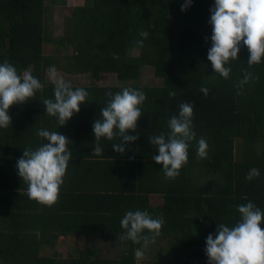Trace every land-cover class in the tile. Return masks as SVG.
I'll use <instances>...</instances> for the list:
<instances>
[{
    "label": "trees",
    "instance_id": "trees-1",
    "mask_svg": "<svg viewBox=\"0 0 264 264\" xmlns=\"http://www.w3.org/2000/svg\"><path fill=\"white\" fill-rule=\"evenodd\" d=\"M183 2L84 0L71 6L67 0H0V61L42 84L29 101L11 106V126L0 129V264H141L154 239L149 237L147 246L143 239L133 242L120 224L125 211L137 209L162 216L155 239L172 240L144 264H209L206 237L218 223L234 224L236 206L249 200L264 210V62L249 65L241 42L230 76L215 73L208 60L214 0H193L182 11ZM56 6L65 8L64 32L58 36L46 25ZM145 31L147 38L141 35ZM52 65L91 79L71 82L88 96L66 125L44 112L43 101L54 99ZM145 68L153 71L152 82L142 81ZM244 70L258 78L241 86ZM104 76L119 83L103 84ZM124 87L146 93L137 129L130 132L138 139L124 153L112 149L119 137L102 139L103 153L96 156L94 119L108 93ZM185 102L193 106L197 140L190 143L180 175L166 179L148 138L167 133L168 120ZM39 129L60 131L72 140L64 184L51 207L28 198L15 167L23 149L46 142ZM200 137L209 145L203 159L196 155ZM252 167L261 175L249 181L245 177ZM101 236L113 241L112 255L90 243ZM60 237L75 246L67 255L56 248ZM141 247L144 255L137 258L135 249Z\"/></svg>",
    "mask_w": 264,
    "mask_h": 264
},
{
    "label": "clouds",
    "instance_id": "clouds-1",
    "mask_svg": "<svg viewBox=\"0 0 264 264\" xmlns=\"http://www.w3.org/2000/svg\"><path fill=\"white\" fill-rule=\"evenodd\" d=\"M193 0H184L181 10H186ZM209 23L212 27L211 47L208 60L215 73L227 79L231 73L230 61L240 58L241 42L247 47V63L255 65L264 62V0H214L210 9ZM141 35L149 36L147 31ZM52 74L53 98L43 101L44 112L54 116L57 125L67 122L80 111L82 103L87 102L88 92L83 87L74 88L70 81L57 76L55 65L50 67ZM241 86L257 79L253 73L244 70ZM42 87L40 80L31 73L21 75L17 68L7 60L0 61V129L11 126V106L29 101ZM201 91L208 94L206 87ZM174 96L175 92H170ZM109 99L93 122L95 147L92 153L101 156L102 139L120 138L112 149L124 153L129 142L136 141L135 132L138 119L142 116V105L146 100L143 90L124 87L115 93H108ZM169 131L150 136L149 142L157 152L153 160L162 165L166 179H175L188 162L190 143L197 140L193 127V106L182 103L179 113L167 122ZM37 135L46 142L35 149H23V155L15 165L23 184L27 185L29 199L51 207L59 199L64 184L69 161L72 158L71 139L60 131L39 129ZM209 145L205 138L197 141L196 155L207 158ZM261 175L260 169L252 167L245 179L251 181ZM239 219L232 225L218 223L216 231L206 237L205 252L209 264H264V210L253 201L236 206ZM125 235L133 242L143 239V245L150 242L149 237L161 234L164 218L154 217L146 210H127L120 220ZM137 258L144 255L143 247L135 249Z\"/></svg>",
    "mask_w": 264,
    "mask_h": 264
},
{
    "label": "rangeland",
    "instance_id": "rangeland-1",
    "mask_svg": "<svg viewBox=\"0 0 264 264\" xmlns=\"http://www.w3.org/2000/svg\"><path fill=\"white\" fill-rule=\"evenodd\" d=\"M67 3L71 6L78 5V4H83L84 0H67ZM64 15H65V8L62 6H56L51 9V11L48 13V16L46 18V25L49 29L50 32L53 33V35H62L64 32ZM52 52L53 47L49 48ZM49 51V50H48ZM66 59L63 60V65H67L65 63ZM49 73V78L52 79V74L51 72ZM57 76L63 77L65 80H68L72 83L76 84H83V83H89L91 81L90 78H88L85 75H80V74H69L66 73V71L63 72V70L57 71ZM153 78V71L150 68H145L143 71V77L142 81L143 82H152ZM103 84H115L119 83L118 80H116L112 76H104V79L102 80ZM158 199H155L154 201L156 202ZM81 239V238H80ZM93 240V241H92ZM91 241V242H90ZM90 243H94L98 249H100L101 254L103 255H112L114 252L115 247L113 241L110 240L108 236L106 237H96L90 239ZM172 244V240L168 239H154L149 243V245L146 247V256H143V260H141V264H144L145 260H155L157 259L158 255L160 253H163L165 249H167V246ZM75 246L72 245V241L68 240L66 237H60L58 239L57 243V250L60 254L62 255H67L69 251L73 250ZM45 252H51V250L48 248L45 249ZM144 261V262H143Z\"/></svg>",
    "mask_w": 264,
    "mask_h": 264
}]
</instances>
